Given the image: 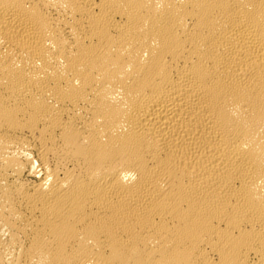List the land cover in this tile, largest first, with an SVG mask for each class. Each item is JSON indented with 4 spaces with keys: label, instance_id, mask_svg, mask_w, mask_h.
<instances>
[{
    "label": "bare ground",
    "instance_id": "obj_1",
    "mask_svg": "<svg viewBox=\"0 0 264 264\" xmlns=\"http://www.w3.org/2000/svg\"><path fill=\"white\" fill-rule=\"evenodd\" d=\"M0 264H264V0H0Z\"/></svg>",
    "mask_w": 264,
    "mask_h": 264
}]
</instances>
